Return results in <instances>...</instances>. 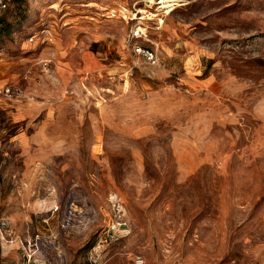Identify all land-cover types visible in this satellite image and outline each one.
I'll list each match as a JSON object with an SVG mask.
<instances>
[{"label":"rangeland","instance_id":"rangeland-1","mask_svg":"<svg viewBox=\"0 0 264 264\" xmlns=\"http://www.w3.org/2000/svg\"><path fill=\"white\" fill-rule=\"evenodd\" d=\"M13 1L0 264L261 263L264 0Z\"/></svg>","mask_w":264,"mask_h":264},{"label":"built area","instance_id":"built-area-1","mask_svg":"<svg viewBox=\"0 0 264 264\" xmlns=\"http://www.w3.org/2000/svg\"><path fill=\"white\" fill-rule=\"evenodd\" d=\"M12 2L14 1L0 0V19L9 10ZM141 23H136L133 26L128 42L129 47L132 48L134 55L137 56L138 59L141 58L143 61L149 64H156L158 61L157 52L153 47H148L141 41L142 39L147 40L146 29L143 28ZM0 93L9 96L11 95V88L4 87L2 90H0ZM26 264L30 263L28 262ZM259 264H264V260Z\"/></svg>","mask_w":264,"mask_h":264},{"label":"bare ground","instance_id":"bare-ground-1","mask_svg":"<svg viewBox=\"0 0 264 264\" xmlns=\"http://www.w3.org/2000/svg\"><path fill=\"white\" fill-rule=\"evenodd\" d=\"M180 0H162L159 2V4H162L163 7H166L165 13L170 14L172 10L174 9L173 5L178 4L177 2ZM164 8L162 9V11Z\"/></svg>","mask_w":264,"mask_h":264},{"label":"trees","instance_id":"trees-1","mask_svg":"<svg viewBox=\"0 0 264 264\" xmlns=\"http://www.w3.org/2000/svg\"><path fill=\"white\" fill-rule=\"evenodd\" d=\"M6 13H7V12H6ZM6 13L3 15V17L6 15ZM3 17H1V19H3ZM1 19H0V20H1ZM0 255H1V254H0Z\"/></svg>","mask_w":264,"mask_h":264}]
</instances>
